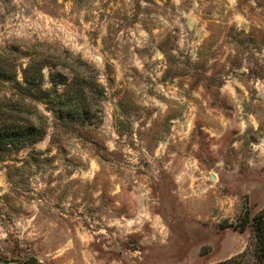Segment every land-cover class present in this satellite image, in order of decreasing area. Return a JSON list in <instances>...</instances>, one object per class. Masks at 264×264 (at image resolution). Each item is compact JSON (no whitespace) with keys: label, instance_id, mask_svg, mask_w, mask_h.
I'll return each mask as SVG.
<instances>
[{"label":"rangeland","instance_id":"1","mask_svg":"<svg viewBox=\"0 0 264 264\" xmlns=\"http://www.w3.org/2000/svg\"><path fill=\"white\" fill-rule=\"evenodd\" d=\"M30 60L44 87L52 72L83 89L87 114L54 128L37 102L44 137L0 159V264H210L246 246L222 223L264 206V0H0V69L21 81ZM12 85L0 97L20 100Z\"/></svg>","mask_w":264,"mask_h":264},{"label":"trees","instance_id":"2","mask_svg":"<svg viewBox=\"0 0 264 264\" xmlns=\"http://www.w3.org/2000/svg\"><path fill=\"white\" fill-rule=\"evenodd\" d=\"M42 68V64L35 60L28 61L21 70V81L14 70L0 69V79L12 82L11 87L21 97L20 100L0 97V159L18 153L44 137L47 117L39 111L37 102L50 112L54 128L61 125L73 128L84 121L87 109L77 96L83 94V89L67 82L66 76L53 79L52 72H49L52 87H44ZM57 84L64 86L61 91L56 88ZM27 97L29 102L24 101ZM24 107L27 111L23 110ZM222 226L248 230L250 239L241 251L210 264H264V206L253 214L244 208L234 220L225 221Z\"/></svg>","mask_w":264,"mask_h":264}]
</instances>
